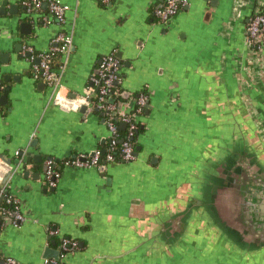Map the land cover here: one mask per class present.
Returning a JSON list of instances; mask_svg holds the SVG:
<instances>
[{
    "label": "crops",
    "instance_id": "obj_1",
    "mask_svg": "<svg viewBox=\"0 0 264 264\" xmlns=\"http://www.w3.org/2000/svg\"><path fill=\"white\" fill-rule=\"evenodd\" d=\"M23 1L0 0V75L10 76L0 82L3 90L10 87L0 92L7 98L0 102V154L24 163L10 190L28 221L1 228L0 261L43 264L45 250L58 251L65 237L78 250L64 264H264V251L243 253L198 217L176 246L166 235L174 230V215L186 209L196 169L219 148L221 119L232 121L239 98L264 130V57L246 44L249 18L264 0H191L166 23L155 15L165 0H56L68 7L63 27L52 21L47 4L28 15ZM61 29L73 36L69 53L54 65L61 95H85L90 76L112 52L121 60V98L149 95L135 161L103 169L62 166L67 157L103 152L109 132L96 109L83 114L81 107L55 103L21 54L23 44L48 51ZM37 155L40 163L33 161ZM47 159L58 160L62 172L55 189L42 183Z\"/></svg>",
    "mask_w": 264,
    "mask_h": 264
},
{
    "label": "built area",
    "instance_id": "obj_2",
    "mask_svg": "<svg viewBox=\"0 0 264 264\" xmlns=\"http://www.w3.org/2000/svg\"><path fill=\"white\" fill-rule=\"evenodd\" d=\"M112 0H101L104 5H109ZM191 0H165L163 6L155 11V15L160 23H166L174 18L180 11L189 7ZM23 6L28 15H33L42 11L44 4H47L48 11L58 25L63 27L66 22L68 7L56 0H24ZM43 21L50 24L49 18ZM246 44L248 49L258 57H264V4L258 5L254 13L249 18L247 24ZM73 45V36L61 29L52 40L50 49L43 53H36L29 44H23L21 54L31 62L33 79L35 82H42L52 89L54 102L64 108L79 109L81 106L93 108L101 112L104 116V123L109 132L108 152L106 158L102 159L101 150H96L91 154L67 157L61 164L66 168L75 169H103L110 163H130L135 161L136 156V137L139 134V118L144 114L149 105V95L146 91H141L129 98H121L115 85L120 81L121 60L115 52L103 56L98 70L90 76L91 88L82 96L73 98L68 94L61 95L62 85L58 80L57 70L54 64L58 58L69 53ZM260 54V56H259ZM37 59L39 63H37ZM66 62L60 65L59 71H63ZM120 98V99H119ZM126 126L125 130L120 129V125ZM122 132L125 135L122 137ZM19 158L20 152H16ZM45 177L43 185L48 189H55L61 179L62 172L57 169L54 159H47ZM16 166H9L0 158V184L4 176L11 171L12 175L17 172ZM12 177L4 187H1L0 198L4 201V206H0V231L1 228L9 225L19 227L28 221L23 213L20 199L11 192L10 183ZM7 191V192H6ZM51 237L58 236V232L49 228ZM57 249L58 259H45L43 264H64L65 258L78 250L75 240L61 237ZM1 264H15L11 259L5 260Z\"/></svg>",
    "mask_w": 264,
    "mask_h": 264
},
{
    "label": "water",
    "instance_id": "obj_3",
    "mask_svg": "<svg viewBox=\"0 0 264 264\" xmlns=\"http://www.w3.org/2000/svg\"><path fill=\"white\" fill-rule=\"evenodd\" d=\"M19 46L20 44L18 49ZM36 62L39 63V60ZM14 80L18 81V78ZM0 82L9 83L10 76L0 75ZM115 85L118 86L119 81ZM6 90H10V87L3 90L0 84V92ZM128 96L129 94L125 93V98ZM76 97L74 95L73 98ZM5 100H7L5 96L0 98L1 103ZM93 110L86 106L80 108L83 114L91 113ZM234 124L232 121H226L221 125L218 150L196 169L193 175L195 181L192 186L193 192L190 193L186 209L174 215V230L166 233L172 247L181 241L189 223L198 217L209 221L222 231L224 236L234 242L233 244L236 243L237 248L245 251L243 253L252 255L264 251V154L259 153ZM125 128L124 124L120 125V129ZM138 151L140 150L137 149L136 156ZM0 158L7 165L18 168L14 175L24 166L21 158L14 162L6 159L3 154H0ZM41 160L42 156L37 155L33 161L40 163ZM31 163L32 158L28 157L25 164ZM14 175L9 171L0 186L4 187ZM25 176L28 177L29 173L26 172ZM44 257L58 259L59 251L47 248ZM3 262L0 261V264Z\"/></svg>",
    "mask_w": 264,
    "mask_h": 264
},
{
    "label": "flooded vegetation",
    "instance_id": "obj_4",
    "mask_svg": "<svg viewBox=\"0 0 264 264\" xmlns=\"http://www.w3.org/2000/svg\"><path fill=\"white\" fill-rule=\"evenodd\" d=\"M222 105H224V102H222ZM224 113L223 108L222 114ZM249 113L245 108V101L243 100V97H241V99L239 98L236 103V107L233 109L232 122L235 123V126H238L239 131L243 134V137L247 139V141H249L255 148H257L259 153L264 154V130L258 129L249 116ZM226 120H229V118H224L223 116L221 119L222 125L226 123Z\"/></svg>",
    "mask_w": 264,
    "mask_h": 264
},
{
    "label": "trees",
    "instance_id": "obj_5",
    "mask_svg": "<svg viewBox=\"0 0 264 264\" xmlns=\"http://www.w3.org/2000/svg\"><path fill=\"white\" fill-rule=\"evenodd\" d=\"M54 65H55V64H54ZM31 75H33V72H31ZM119 99H120V98H119ZM121 134H122V137H123V136L125 135V132H122ZM136 149H137V145H136ZM107 152H108V144H107V146L105 147L104 151L102 152V153H103V157H102V159L106 158ZM4 204H5L4 201H2V202L0 203V206L3 207ZM0 220H1V218H0Z\"/></svg>",
    "mask_w": 264,
    "mask_h": 264
},
{
    "label": "rangeland",
    "instance_id": "obj_6",
    "mask_svg": "<svg viewBox=\"0 0 264 264\" xmlns=\"http://www.w3.org/2000/svg\"><path fill=\"white\" fill-rule=\"evenodd\" d=\"M259 56H260V54H259ZM250 120V119H249ZM251 121V120H250ZM260 125V124H259Z\"/></svg>",
    "mask_w": 264,
    "mask_h": 264
}]
</instances>
